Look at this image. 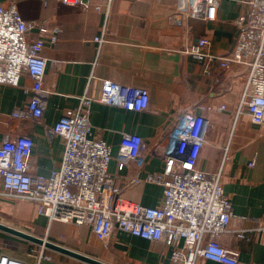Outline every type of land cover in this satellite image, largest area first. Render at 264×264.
Segmentation results:
<instances>
[{
  "label": "crops",
  "instance_id": "0c3cea01",
  "mask_svg": "<svg viewBox=\"0 0 264 264\" xmlns=\"http://www.w3.org/2000/svg\"><path fill=\"white\" fill-rule=\"evenodd\" d=\"M0 1L7 4L10 0ZM245 1L220 0L217 21L185 15L174 21L171 15L177 0H91L89 8L60 0H16L24 19L61 28L57 41L52 42L46 36L45 110L40 120L12 116L15 110L25 108L30 99L33 85L30 75L24 74L17 86L0 84V142L6 136L27 138L39 158L36 171L50 174L63 159L65 141L60 136L50 139L46 127L54 125L63 112L77 109L83 95L88 94L94 99L91 137L112 144L114 155L123 132L140 134L146 142L141 164L131 162L121 170L116 158L112 159L109 170L116 177V185L130 200L160 206L163 186L133 179L164 169V147L181 113L205 114L210 128L197 166L207 172L218 171L223 150L228 148L231 157L223 166L224 190L231 199L234 214L247 216L245 220L234 217L233 222L238 223L237 227L252 228L264 218V125L253 123L245 108L239 113L248 68L238 63L224 68L218 60L208 64L185 51L206 35L214 53L228 54L238 33L234 21L247 8ZM37 34L38 29L33 28L29 37L34 39ZM100 36H104L103 42L96 39ZM104 79L115 80L123 87L148 88L147 110H128L102 102ZM202 105L211 108L203 109ZM8 200L11 199L0 196V209L15 212L21 218L22 213L6 204ZM26 220L45 228V238L110 264L172 262L173 246L118 228L106 243L88 226L51 221L38 213ZM248 233L249 239H241L236 235L235 225H231L221 238L222 244L239 252V264H264V232L253 229ZM73 235L82 248L72 244ZM11 237L0 231V254H12L5 249L8 242L23 243ZM43 248L54 257L43 264H90ZM41 249L42 246L36 251ZM28 257L33 260L30 254ZM196 264L223 263L199 257Z\"/></svg>",
  "mask_w": 264,
  "mask_h": 264
},
{
  "label": "built area",
  "instance_id": "2783aa9c",
  "mask_svg": "<svg viewBox=\"0 0 264 264\" xmlns=\"http://www.w3.org/2000/svg\"><path fill=\"white\" fill-rule=\"evenodd\" d=\"M65 4L90 7L91 0H60ZM110 0H108L109 2ZM247 8L235 19L238 29L235 44L226 55L212 51L211 40L204 35L187 46L186 52L200 61L218 60L224 68L232 63L248 68V79L242 95L239 113L249 115L255 124L264 125V0H247ZM220 0H177L171 15L217 21ZM38 29L33 39L29 33ZM60 28L45 22L28 21L20 13L16 0L0 1V84L17 86L24 74L33 81L31 96L25 108L12 116L40 120L45 110L44 78L48 59L43 54L46 36L57 41ZM104 41V36L96 38ZM101 101L128 110H147L150 91L146 87H123L112 79H104ZM94 99L84 94L77 109L63 112L59 120L46 127L47 136H60L65 141L63 159L50 174L36 171L38 156L25 137L6 136L0 142V196L31 203L38 214L49 220L72 222L88 226L103 242L109 243L114 230L121 229L148 240L173 246L170 264H196L199 257L223 264H239V252L225 247L222 236L235 225L236 235L249 239L248 231L264 232V218L252 228L237 227L231 199L225 193L222 171L230 159L223 150L221 167L207 172L197 166L200 152L207 142L210 120L205 114L181 113L168 134L164 147L165 167L160 172H148L135 182H151L163 186L160 206H148L130 200L116 185L109 166L113 158L119 169L131 162L141 164L146 147L137 133L123 132L117 153L112 144L90 136V112ZM225 107V104L222 105ZM203 109L211 106L202 105ZM251 229V230H250ZM33 260L8 253L0 254V264H43L54 258L44 248Z\"/></svg>",
  "mask_w": 264,
  "mask_h": 264
},
{
  "label": "rangeland",
  "instance_id": "374dc122",
  "mask_svg": "<svg viewBox=\"0 0 264 264\" xmlns=\"http://www.w3.org/2000/svg\"><path fill=\"white\" fill-rule=\"evenodd\" d=\"M6 204L11 205L12 207L14 206V208L17 209V211L19 213H22V216H21V218H18L15 215V212L13 214V213H11L9 211H5V209L1 208L0 209V221L1 222H4V223L9 224V225L11 224V226H13V227L19 228V229L24 230L28 233H32L36 236H40V237H44V238L47 236V235H45L46 234L45 228H39L37 226H34V224H32L31 221L29 222L26 220L27 218H32L34 215H36V217H37L36 209L31 203H29L27 201L17 202V201H13V200L12 201L8 200V201H6ZM24 213H26V216L24 215ZM3 233L6 236H9L10 238H13L11 236H14V235H11V234L6 233V232H3ZM17 238H19V237H17ZM76 238L77 237H75V235H73L74 242L72 244H74L78 248H82V243L78 242ZM19 240H23V243H17L15 241L8 242V245H7V247H5V249H6V251L12 253L10 255L17 256V257L22 258V259H28L29 254L36 257V255L40 252V251H36L37 248L40 247V245L33 243V242H30V241H27V240L24 241V239H21V238H19ZM47 250L52 253V250H50V249H47Z\"/></svg>",
  "mask_w": 264,
  "mask_h": 264
},
{
  "label": "water",
  "instance_id": "95a60500",
  "mask_svg": "<svg viewBox=\"0 0 264 264\" xmlns=\"http://www.w3.org/2000/svg\"><path fill=\"white\" fill-rule=\"evenodd\" d=\"M0 230L2 232H6L9 233L11 235H14L16 237H19L21 239L36 243L42 247L57 251V252H61L63 254H66L68 256H71L75 259H79L81 261H85L87 263H92V264H110L108 262H105L103 260L94 258L92 256L83 254L79 251H76L74 249L68 248L66 246H63L61 244H58L56 242H53L47 238L44 237H40V236H36L32 233H28L24 230H21L19 228L13 227L11 226V224H6L4 222L0 221Z\"/></svg>",
  "mask_w": 264,
  "mask_h": 264
},
{
  "label": "trees",
  "instance_id": "16d2710c",
  "mask_svg": "<svg viewBox=\"0 0 264 264\" xmlns=\"http://www.w3.org/2000/svg\"><path fill=\"white\" fill-rule=\"evenodd\" d=\"M6 236V235H5Z\"/></svg>",
  "mask_w": 264,
  "mask_h": 264
}]
</instances>
